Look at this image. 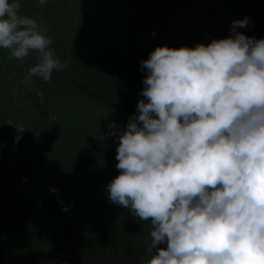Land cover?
I'll return each mask as SVG.
<instances>
[{"label": "trees", "instance_id": "trees-1", "mask_svg": "<svg viewBox=\"0 0 264 264\" xmlns=\"http://www.w3.org/2000/svg\"><path fill=\"white\" fill-rule=\"evenodd\" d=\"M195 1L47 0L41 6L20 0L21 14L48 27L51 47L68 67L47 82L26 81L34 54L20 61L0 49V264H51L60 255L62 264H146L151 258L150 222L114 207L105 195L119 174L117 125H101L86 108L136 107L147 74L141 61L157 46L195 47L165 25L161 10ZM210 2L215 20L223 21L213 39L229 37L232 22L245 18L248 25L235 31L264 38V0Z\"/></svg>", "mask_w": 264, "mask_h": 264}, {"label": "clouds", "instance_id": "clouds-1", "mask_svg": "<svg viewBox=\"0 0 264 264\" xmlns=\"http://www.w3.org/2000/svg\"><path fill=\"white\" fill-rule=\"evenodd\" d=\"M20 8L0 0V49L20 61L34 54L25 80L50 81L68 62ZM248 23L233 21L232 35L207 45L157 46L141 61L144 99L118 133L119 174L106 189L150 222L146 264H264V38L235 31Z\"/></svg>", "mask_w": 264, "mask_h": 264}, {"label": "rangeland", "instance_id": "rangeland-1", "mask_svg": "<svg viewBox=\"0 0 264 264\" xmlns=\"http://www.w3.org/2000/svg\"><path fill=\"white\" fill-rule=\"evenodd\" d=\"M209 11V0H199L197 4L188 10L180 9L172 17L171 25L175 31L189 42L196 40L199 35L205 37L207 28V12ZM201 42L207 45L203 38ZM57 259V258H55ZM59 259L56 260V263ZM59 264V263H57Z\"/></svg>", "mask_w": 264, "mask_h": 264}]
</instances>
